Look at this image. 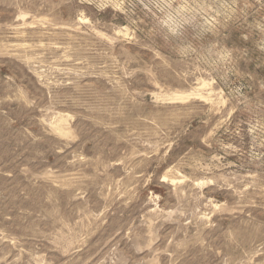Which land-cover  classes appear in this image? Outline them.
I'll return each mask as SVG.
<instances>
[{
    "label": "rangeland",
    "instance_id": "rangeland-1",
    "mask_svg": "<svg viewBox=\"0 0 264 264\" xmlns=\"http://www.w3.org/2000/svg\"><path fill=\"white\" fill-rule=\"evenodd\" d=\"M0 264H264V0H0Z\"/></svg>",
    "mask_w": 264,
    "mask_h": 264
},
{
    "label": "bare ground",
    "instance_id": "bare-ground-1",
    "mask_svg": "<svg viewBox=\"0 0 264 264\" xmlns=\"http://www.w3.org/2000/svg\"><path fill=\"white\" fill-rule=\"evenodd\" d=\"M83 18H84V17H83ZM82 21H83V20H82ZM122 30H123V29H122ZM122 35H123V33H122ZM124 35H125V34H124ZM124 35H123V36H124ZM175 94H177V93H175ZM199 95H200V94H199ZM204 99H205V98H204ZM63 121H64V120H63ZM62 125H63V124H62Z\"/></svg>",
    "mask_w": 264,
    "mask_h": 264
}]
</instances>
